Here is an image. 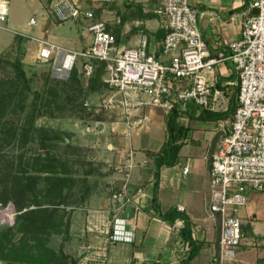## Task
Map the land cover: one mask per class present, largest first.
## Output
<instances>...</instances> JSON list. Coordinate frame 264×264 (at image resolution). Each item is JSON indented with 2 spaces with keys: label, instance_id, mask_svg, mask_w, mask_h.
Segmentation results:
<instances>
[{
  "label": "built area",
  "instance_id": "obj_1",
  "mask_svg": "<svg viewBox=\"0 0 264 264\" xmlns=\"http://www.w3.org/2000/svg\"><path fill=\"white\" fill-rule=\"evenodd\" d=\"M155 13L166 31L160 43V57H168L167 62L147 53L145 35L140 37L136 47L119 48L109 32L108 22L96 19L94 8L87 2L52 0L50 14L55 22L82 20L92 38L85 51L65 53L59 50L56 59L61 70L69 73L80 58L82 63L78 69L84 81L93 74L92 62L104 63L102 82L111 93L103 98V108L116 109L127 116V126L131 128L140 127L143 122L140 118L130 121L131 115L146 109H159L167 115L175 106L184 110L192 103L202 110H226L227 100L216 87L214 66L225 59L234 64L238 107L228 120L219 121L217 125L222 139L209 160L208 204L210 215L218 218L220 224L219 249L217 253L214 251L212 263L230 264L243 238L242 222L237 214L246 203L245 193L252 190L264 195V0H247L239 13L240 38L218 43L228 51L226 58L221 55L210 58L198 27L197 11L190 6L189 0H160ZM7 15V4L2 0L0 29ZM54 48L53 45L41 47L37 59L48 61ZM132 168L131 156L124 164L120 162L116 166L123 173V182L118 192L111 195L113 221L108 236L111 242L130 243L133 240L135 221L124 215L125 206L132 202L127 191ZM187 172L185 167L183 174ZM138 194L140 198L141 191ZM133 203L136 214L140 204ZM176 209L183 211L179 205ZM186 249L188 253L190 247Z\"/></svg>",
  "mask_w": 264,
  "mask_h": 264
},
{
  "label": "crops",
  "instance_id": "obj_2",
  "mask_svg": "<svg viewBox=\"0 0 264 264\" xmlns=\"http://www.w3.org/2000/svg\"><path fill=\"white\" fill-rule=\"evenodd\" d=\"M33 1L37 2L40 10L45 3L52 2V0ZM246 1L189 0L190 6L197 11L198 27L201 37L208 47L210 58H217L220 55L226 58L228 51L218 43L222 40L236 41L240 38L242 27L239 13L243 10ZM105 3L107 6H103ZM99 4L103 7L101 19L108 22L109 31L118 26L121 27V42L117 44L119 48L136 47L140 37L145 35L147 53L153 54L162 62L168 61V57H160V43L164 38V35H159L160 31L164 32L162 20L157 16L143 19L135 13V9L138 7L144 13L155 12L160 0H110L99 2ZM44 13L46 14V11ZM133 14L136 16L130 18ZM125 17L129 18L125 19L124 25H121V18ZM34 22L35 18L27 25L32 27ZM77 22L74 24L77 25ZM30 27L28 30L31 31ZM84 30L78 29L80 35H83L85 39V41H81L79 52L88 49L92 42L86 28ZM214 78L215 81L225 80L223 83L234 85L237 80L234 64L226 59L219 62L214 66ZM234 78L236 79L234 80ZM148 110L136 113L138 118L143 121L140 128L136 130L127 126L129 121L125 123L126 128L116 121L101 122L97 125L100 135L111 134L110 141L120 140V144L116 142L107 144V152L104 150V156L107 157L105 162H109V154L112 152L110 148L116 153L115 165L120 162L124 164L129 156L132 157L133 168L127 187L128 196L132 202L125 206L124 215L130 221H135L133 240L130 243L109 241L108 236L113 221L111 196L101 190L92 191L89 189L81 195L85 201L71 208L68 237L62 244L63 253L76 264H178L187 257V246L183 244L179 235L183 222L177 220L173 224H168L155 216L150 207L153 163L147 156V152H157L164 142L154 149H150L151 138L149 135L152 127L165 133V125L164 121L158 122L156 110L159 109ZM116 114L124 118L121 112ZM198 114L199 112H196L195 116ZM133 120L135 119L133 118ZM186 120L184 125L190 129L189 137L184 141L180 150L178 162L172 167L160 169L156 199L160 214H164L178 205L182 206L181 214L190 221L193 238L204 243L202 250L189 264H213L212 256L217 237L216 218L210 215L208 209L210 199L209 160L220 145L222 133L216 129L219 121L210 122L195 119L189 121L187 118ZM204 123L214 124L215 127L204 125ZM96 145L99 146V144ZM185 167L188 169L186 175L183 174ZM119 177L123 176L114 178L119 179ZM138 191H141L140 198ZM248 195L249 193L246 192V202ZM133 202L140 204V209L136 214ZM245 205L239 209L237 216L242 225L250 227L253 237L242 238L235 250L234 260L230 264H264L259 261L264 260V237L254 232L255 214L252 211L248 212ZM252 251L253 255L250 253Z\"/></svg>",
  "mask_w": 264,
  "mask_h": 264
},
{
  "label": "rangeland",
  "instance_id": "obj_3",
  "mask_svg": "<svg viewBox=\"0 0 264 264\" xmlns=\"http://www.w3.org/2000/svg\"><path fill=\"white\" fill-rule=\"evenodd\" d=\"M49 2L45 3L40 10L37 2L34 3L32 0H6L8 15L5 22L1 24L2 29H0V88L6 90L7 87L13 84L17 89L11 87L8 90L9 94H14L17 101L25 95V101L22 109L17 107L14 108V112L13 110L4 112V118L0 119V128H2V122L9 121L8 123L13 124L16 128L31 126L36 129H46L69 142V147H65L61 140L54 141L57 144L54 147L57 156L67 165V177L74 181V184H70L69 187L62 190V196L66 200L62 198L61 202H65V204L58 207L57 219L55 218L57 222L62 221L61 229L64 230L72 206L75 205L83 193L89 189L92 191L101 190L111 196L112 193L118 192L120 189L123 177L114 178L115 176H123V173L116 169L117 164H114L116 153L110 148L113 155L109 152V162H105L107 157L104 156V150L107 152V144L109 142L120 144V140L110 141V133V135H105V133L100 135L97 125L101 122L116 121L124 127L128 118L125 115H123L124 118L117 115L118 110L116 109L105 110L103 108V93L89 92L85 83L81 84V89L78 92H72L64 87L63 82L68 79L70 72L67 73L61 70V64L56 59L57 52L59 50L65 51V53L79 52L81 41H85L83 35H80V31H85L86 23L82 20L78 21L77 25L74 22H55L50 14L51 4L49 5ZM102 9L103 7L100 4L95 6V12L99 18L102 17ZM44 11H46V14ZM34 18L35 22L32 27L28 26L27 24L31 23ZM29 27L31 31L28 30ZM16 35L24 36H21L24 39L22 44L24 50L22 69L29 89H24L25 85L17 79L12 66L18 56ZM52 45L55 48L51 58L44 62L38 60L37 55L41 47L50 48ZM80 63L82 61L79 58L76 64L79 69ZM48 88H54L62 96H69L70 100L66 102L67 106H60V108H63L62 111L53 108V111L45 113L46 110L42 107V104L50 97ZM107 95H110V93ZM51 99L52 97H50ZM85 105L90 108V113L84 109ZM147 111L149 110L147 109ZM156 113L158 122L162 123L165 119L164 113L161 110H156ZM134 114L129 118L130 121H133V118L135 120L138 118ZM28 115L33 118L32 124L28 121ZM186 121V118L180 120L183 125L186 124ZM204 125L215 127L214 124L209 123H204ZM139 128L135 127L134 129ZM149 136L151 138L150 149L159 146L166 138L164 131L158 130L156 127H152ZM96 144H99V146ZM36 150H38L37 152L40 151L36 143H27L23 148H20L16 143H4L1 151H3L5 157L16 160L19 154L23 153L27 157ZM109 178H113V180L111 181ZM248 193L245 208L248 212L252 211L255 214L254 232L264 237V195L252 190H248ZM16 211L13 201H8L5 204L0 201V232L7 230L15 232L13 229L18 214ZM48 232L49 229L47 228L42 230L41 233L42 238L45 240V247L58 252L62 249V244L66 241V238H63L62 233L52 232L50 235ZM33 238L35 237L33 236ZM24 240L26 239L22 237V233L15 232L12 236L13 243L21 247V250L18 251L19 256L23 255V258H25V254H28L29 258H36L38 254H41L43 258L45 253L42 254L41 250L46 249L42 247L43 243H40L39 240H31L23 244L22 241ZM246 241L248 240L246 239ZM251 249L253 250V248ZM250 253L251 255L254 254L253 251ZM45 258L47 257L45 256ZM0 264L19 263L0 261Z\"/></svg>",
  "mask_w": 264,
  "mask_h": 264
},
{
  "label": "trees",
  "instance_id": "obj_4",
  "mask_svg": "<svg viewBox=\"0 0 264 264\" xmlns=\"http://www.w3.org/2000/svg\"><path fill=\"white\" fill-rule=\"evenodd\" d=\"M87 4L94 8L99 2L92 3L88 0ZM51 3V2H49ZM107 6V3L103 4ZM130 8V7H129ZM135 13L143 19H150L151 17L157 16L155 12L144 13L141 8H136ZM133 14L131 17H135ZM158 17V16H157ZM95 18L99 19L98 14L95 12ZM129 18V17H127ZM125 18H121V25H124ZM120 25V26H121ZM116 39V44L121 42V27H116L112 31H109ZM166 31H160L159 35L165 36ZM17 40L18 56L15 58L12 66L15 70V74L18 80L23 82L24 89H29L26 83L25 74L22 69V56L24 50L22 44L24 39L21 35L15 36ZM94 71L89 80L84 81L82 75L79 72L77 66H74L70 71L68 79L63 82L66 89L70 91L78 92L81 89V84L85 83L87 90L92 93H103V98L111 93L102 82V77L105 74V64L92 62ZM233 79V78H232ZM236 78H234L235 80ZM232 80V81H234ZM225 80L216 81V87L220 89L227 100V108L222 112H213L210 110H202L194 106L192 103L188 104L183 110L179 106H175L164 119L165 125V141L157 152H147V156L152 160L153 163V185L152 195L150 201V207L153 210V214L162 221L173 224L175 221L180 220L183 222V227L179 232L180 238L184 245L189 246L187 257L180 261L178 264H189L202 250L204 243L195 240L192 236L191 224L188 218L177 211L176 208L169 209L164 214H160L159 207L156 199V193L158 188L159 173L162 167H172L179 159V153L183 147L184 141L189 137L190 129L183 125L180 120L186 117L188 120H201V121H225L228 120L236 111L238 107V86L223 83ZM227 82V81H226ZM14 87L13 84L7 87L6 90L0 88V119L4 118V112L12 111L14 108L20 107L22 109L25 101V95L21 100L17 101L14 98V94H9V89ZM50 97L45 100L42 107L45 108V113L63 108L60 106H67L66 102L70 100L69 96L59 94L54 88H48ZM69 95V93H68ZM65 98V100H63ZM50 100V101H49ZM57 101V102H56ZM13 105V109H12ZM84 109L90 113V108L86 105ZM199 112L197 116L195 113ZM28 121L32 124V116H27ZM9 122V121H8ZM8 122H2V128H0V201L6 203L13 201L18 213L15 220L16 233H22V237L26 240L22 241L25 244L27 241L39 240L42 244V254H38V257L29 258L28 254L19 256V250L21 247L14 244L12 236L15 232L11 230L0 232V261H12L19 264H76L66 254L63 253L62 249L58 252L45 247V240L42 238V230L49 229L50 235L52 232L62 233L63 238L67 239L69 232V223L65 225V229H61L62 221H55L57 219L58 207L64 205L65 202H61L62 190L69 187L70 184H74L73 179L68 178V170L66 169V163L56 154L54 147L57 145L54 141L61 140L65 147H69V142L65 138H60L58 135L41 128H34L21 126L20 128L14 127V125ZM37 139H36V136ZM31 140V141H30ZM4 143H16L20 148H23L27 143H36L39 152L36 150L32 155L25 156L19 154L17 159H9L5 157L2 150V144ZM85 201L84 198L80 197L75 203L80 204ZM56 218V219H55ZM57 224V225H56ZM57 226V228H55ZM219 233L220 224L219 219H216V243L215 252L219 249ZM242 237H253L250 232L248 225L241 226ZM33 236L35 238H33ZM45 256L47 258H45ZM71 259V260H70ZM70 260V263L69 261ZM264 262V260H259ZM157 264V263H155Z\"/></svg>",
  "mask_w": 264,
  "mask_h": 264
}]
</instances>
